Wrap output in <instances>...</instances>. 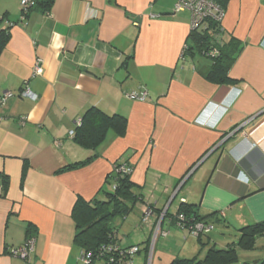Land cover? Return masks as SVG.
Segmentation results:
<instances>
[{
  "label": "crops",
  "instance_id": "crops-1",
  "mask_svg": "<svg viewBox=\"0 0 264 264\" xmlns=\"http://www.w3.org/2000/svg\"><path fill=\"white\" fill-rule=\"evenodd\" d=\"M22 1L0 0V20L16 23L0 55V96L14 94L0 105V264H80L74 206L105 199L117 163L134 168L144 198L116 223L118 245L140 248L134 264H170L220 244L171 221L183 204L221 231L264 221V0L226 8L224 39L244 45L231 85L203 77L210 62L200 53L183 56L191 14L176 13L175 0H54L26 20ZM143 88L148 101L127 97ZM90 108L127 118L126 134L110 132L95 152L80 147L70 132ZM163 213L169 234L154 245ZM31 235L28 261L12 257Z\"/></svg>",
  "mask_w": 264,
  "mask_h": 264
},
{
  "label": "trees",
  "instance_id": "trees-1",
  "mask_svg": "<svg viewBox=\"0 0 264 264\" xmlns=\"http://www.w3.org/2000/svg\"><path fill=\"white\" fill-rule=\"evenodd\" d=\"M33 1V6L28 8L22 7L21 14L23 20L29 18L33 12H49L54 3V0ZM212 1L226 11L230 0ZM4 22H7L8 26L6 28L1 26ZM15 24L9 21L7 14L0 20V55L10 42V29ZM224 36L225 31L222 27V21L209 17L198 28L191 30L183 56H194L196 52L200 53V55L210 62L207 71L203 73V77L214 84L231 85L236 82L230 77V71L237 60V56L243 50L244 45L239 40L233 38L226 41ZM127 127V118L120 115L109 116L97 108H90L81 118V123L75 128V134L72 138L80 147L95 152L107 139L110 132H113L118 137H123L127 132ZM96 158H98L97 154L85 161L66 166L59 172L83 168ZM120 165L121 163L115 164L116 168ZM116 168L107 176L106 183L110 186V190H102L105 199L101 200L97 198L91 202L79 199L74 206L73 218L77 228L75 243L85 254L91 252L97 254L99 249L104 245L119 246L117 243L118 233L113 228V221L117 217H127L132 213L136 204L144 199L141 194L137 193L138 187L131 180L132 174L119 173ZM3 180L5 184L7 183L8 187L7 177L5 176ZM181 213L195 222H207L191 206L183 204L178 211V214ZM167 215L168 213H166ZM176 216L177 214L171 220L175 225L177 224ZM238 233L239 239L237 243L229 244L225 249H218L213 245L208 249L202 260L199 259V256L194 258H176L170 264H239L238 251L253 249L256 238L264 236V221L244 226L238 230ZM29 237H32V235ZM197 239L201 243L203 242L202 237ZM119 249L127 250V248L120 246ZM108 256L110 257L109 254ZM94 264L98 263L95 261ZM113 264L127 263L125 260H116ZM253 264H264V260L254 262Z\"/></svg>",
  "mask_w": 264,
  "mask_h": 264
},
{
  "label": "built area",
  "instance_id": "built-area-1",
  "mask_svg": "<svg viewBox=\"0 0 264 264\" xmlns=\"http://www.w3.org/2000/svg\"><path fill=\"white\" fill-rule=\"evenodd\" d=\"M22 7L28 8L34 5L33 0H23ZM175 12L179 13L181 11H188L191 14V30L198 28L202 22L209 18L214 17L219 21H222L225 17L226 11L221 9L219 5H217L212 0H175ZM44 73V67L41 60H38L34 67V76H42ZM22 97L35 98V95L29 89H24L21 92ZM14 97L13 93L7 92L6 94H2L0 96V105H3L7 102L9 98ZM127 97L133 101L146 102L149 99V93L146 89H141L137 92H132L127 94ZM81 120L77 122V125H80ZM75 134L74 130L70 132V136L73 137ZM116 166H114V169ZM117 171L119 173L124 174H132L134 168L129 165V163H121L118 166ZM151 215V211L145 213V218L143 220H148ZM165 216V213L162 214L159 223L154 229V238L153 241L158 238L159 235L163 237L168 236V232L162 230V221ZM177 224L176 226L180 229L186 231L189 236L193 238H200L206 236V234L211 233L214 230V225L209 222L204 221H193L191 218L187 217L184 214H177L176 216ZM36 237H29L25 244L18 248H12L10 250V255L14 258H19L22 260H28L30 256L35 252L36 247ZM139 252V247L131 246L128 247L127 250H120L117 245H104L99 249L97 254L87 253L85 254L81 251L80 262L82 264H94L95 261L98 264H113L116 260H125L127 264H134V258ZM110 255V257L108 256ZM109 257V259H107ZM99 258H101L99 260Z\"/></svg>",
  "mask_w": 264,
  "mask_h": 264
},
{
  "label": "rangeland",
  "instance_id": "rangeland-1",
  "mask_svg": "<svg viewBox=\"0 0 264 264\" xmlns=\"http://www.w3.org/2000/svg\"><path fill=\"white\" fill-rule=\"evenodd\" d=\"M118 219L119 218H116L113 221V228H115L114 229L115 231L117 230L116 229L117 228L116 223L118 222ZM221 229H222V227L217 225L211 234V237L215 241H217V242L220 241L219 242L220 244H217V246H216L218 249H225L228 247L229 244L238 242V239H239L238 232H236L234 230L232 231L231 229L228 232L225 230L221 231ZM206 235H209V234H206ZM153 238H154V236H153ZM152 242H154V241L152 240ZM155 242H156V240H155ZM155 242L152 244L155 245ZM160 244H161V241H160ZM137 247H139V246H137ZM169 250H172V249L170 247H167L166 250H162V251H164L166 253ZM139 251H140V248H139ZM207 251H208V248L203 249V251L199 255V257H200L199 259H201V260L204 259ZM197 252H198V250H197ZM197 252H193V254H190V257L195 255ZM238 252H239V264H243V263L253 264L254 262L264 260V236H260V237L256 238L253 249L248 250V251L239 250Z\"/></svg>",
  "mask_w": 264,
  "mask_h": 264
},
{
  "label": "clouds",
  "instance_id": "clouds-1",
  "mask_svg": "<svg viewBox=\"0 0 264 264\" xmlns=\"http://www.w3.org/2000/svg\"><path fill=\"white\" fill-rule=\"evenodd\" d=\"M176 214H178V213H175V215H176ZM165 216H166V213H165ZM165 216H164V218H165ZM164 218H163V220H164ZM162 222H163V221H162ZM196 239H197V238H196ZM139 252H140V251H139ZM25 261H28V260H25ZM80 264H81V262H80Z\"/></svg>",
  "mask_w": 264,
  "mask_h": 264
}]
</instances>
